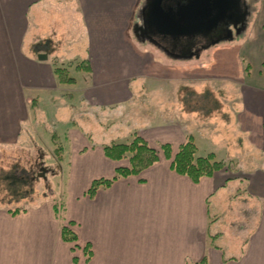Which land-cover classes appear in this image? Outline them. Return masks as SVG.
I'll use <instances>...</instances> for the list:
<instances>
[{
	"label": "crops",
	"instance_id": "0c3cea01",
	"mask_svg": "<svg viewBox=\"0 0 264 264\" xmlns=\"http://www.w3.org/2000/svg\"><path fill=\"white\" fill-rule=\"evenodd\" d=\"M144 6L139 0H0V145L23 143L24 128L25 133L33 131L36 112L43 113L37 100H50L53 106L61 87H70L58 83L55 69L66 70L75 83L65 66L73 39L82 46V66L88 64L78 89L83 112L113 122L128 117L121 137L129 136V141L113 144H127L137 135L153 148L170 145L173 157L192 137L198 156L234 161L225 146L211 141L215 126L209 115L187 110L183 97L185 92L191 97L203 94L205 89H194L189 79L194 75L208 78L206 82L233 76L239 87L237 125L250 134L264 158V77L255 80L243 66L245 62L250 68L244 46L256 28L264 40V23L256 21L257 15L264 16V0H238L240 13L249 10V25L244 16L232 46L223 45L215 62L200 66L196 59L195 73L194 45L171 53L133 37L145 27L140 19ZM53 14L56 19L77 14L82 30L76 25L70 38L68 19L58 31L44 29L41 18ZM40 37L49 42L45 50L33 48ZM40 54L47 56L45 61L38 60ZM72 122L65 135L67 161L63 149L59 161L52 158L49 166H58L52 178L60 173L58 168L67 172L61 215L76 233V243L62 240V224L54 211L58 202L51 196L15 216L0 207V264H196L204 258L206 264H264V161L249 171L238 164V176L225 168L193 183L172 171L171 159L161 152L158 162L140 175L116 180L90 198L86 192L92 181L113 177L128 160L108 159L105 145L92 143ZM231 185L243 189L228 192ZM222 205L230 211L227 224L219 212ZM214 222L221 228L215 234ZM225 230L233 231L234 241L224 243L230 240ZM85 247L91 250L89 260Z\"/></svg>",
	"mask_w": 264,
	"mask_h": 264
},
{
	"label": "rangeland",
	"instance_id": "374dc122",
	"mask_svg": "<svg viewBox=\"0 0 264 264\" xmlns=\"http://www.w3.org/2000/svg\"><path fill=\"white\" fill-rule=\"evenodd\" d=\"M241 1L242 0H240V3ZM149 2L150 0H139L140 5L145 4L144 14L140 16L141 22H144L145 27L143 26L139 29V32H136V34L134 33V36L132 33V36L135 39L140 38L142 41L147 39V41H145L146 44L164 50L158 41V37L149 29V26L151 27V22L148 14H145ZM257 4H259L260 7H263V3L261 4L257 1L256 5ZM69 7L71 6L69 5ZM240 9L230 8L227 10V14L224 18L216 23L210 32L191 34L188 36V39L192 41L194 45V73L196 72V69H198L196 59L200 60V66L201 64H207L209 61L215 62V58H219V55L221 56L223 45L232 46L233 42L230 43V41H232L235 32L242 27L241 22L243 21L244 16L245 19L248 20L244 23L249 25V10L246 11L247 14H243L240 13ZM54 14L52 18H49V16L46 17V15L41 18V21L45 24L44 29L58 31L62 25V20L68 19V21H66L67 24L65 29L70 31V35L68 33L70 38L72 36L71 32L73 33L76 25L79 26L80 31L82 30V20L80 16H77V14H69V16L63 15L65 17L60 19H56ZM256 18L257 23H264L263 15H257ZM70 42L71 43L67 45L68 55L66 57L67 64L65 66L69 65V68H67L69 69L70 76L75 79V83L68 84L70 87H61L63 89L60 91L62 94L60 95V93H58V98L54 97L55 104L53 103V106L48 105L50 104V100H37V103L43 105V113H39L38 111L36 112V114L38 113L37 122L33 127V131H26L25 133L24 128L22 138L25 141L23 143L15 146L0 145V174L17 168L31 173L33 177L30 188L32 195L27 199L20 200L19 202L12 199L8 191L4 189V185L0 183V207L4 209L15 210L27 208L42 199L51 196L59 203L56 204L60 209L59 214H62L61 198L65 199L67 195L68 175L66 171L64 172L63 169L58 168L57 170L60 173L52 178L51 173L58 166L54 165L51 167L49 165L53 163L52 158L59 161L63 153V149L65 151L67 161L70 147L68 143L66 144L67 140H65V135L68 134L69 136V129L74 125L73 122L71 123V120L75 122V127L80 133H88L92 139V143L94 144L110 145L118 141H122L121 143H124L130 139L129 136H125V138L121 137V134L126 131L124 130V120H127L128 118L126 115L119 122H113L109 118L104 119L102 116L97 117V115H93L92 113L83 112L84 107L82 105L81 95L78 93L79 84H81V81L84 80L83 76L86 73L84 68H78V66L82 65L84 62V59L78 58L81 56L80 53L82 46L80 43L73 42V39ZM48 43L47 37H45V40L40 37L39 41H36L33 48L39 46L41 49L45 50L47 49L46 47H48ZM217 50H220L221 52H218ZM213 52H215V57L211 59ZM244 54L250 65V68H248L244 62V70L248 74H252L251 77H254L255 80H262L264 77V40L263 34H260L258 28L254 30L251 41L244 46ZM197 56L198 58H196ZM57 65L60 66V64ZM232 78L234 77L232 76ZM232 78L214 79L206 82L208 78L197 74L189 79H191L190 81L194 85V89L199 91L205 89L202 91L203 93L209 91L214 100L218 102L219 108L210 113L208 116L211 123L215 126L211 135V141H213L216 145L225 146V152L230 157L235 159L231 162H223L222 160L214 157V160L221 162L227 169L235 173L234 176H238L239 174L236 170L238 164L243 171H249L258 167L257 163L262 165L264 158L254 149L256 145L252 137H250V134L242 133L237 125L238 116L236 114L237 110L235 107L238 99L239 87ZM194 89H190V91L195 92ZM66 90H70L71 95H68L67 92L65 93ZM187 93L188 92H185V94H183L184 98L187 97ZM81 106L82 109L79 108V112L77 107ZM118 113L121 114V110L118 111ZM122 122H124L123 125ZM136 124L141 125L142 123L136 122ZM153 149H155L160 155V146H156V148ZM51 178L53 181L50 182ZM241 189H243L242 186H236L233 189L231 185L228 192L233 190L234 192L239 193L241 192ZM213 210L215 209L213 208ZM219 212H222L221 215L226 217L224 222L227 224V221H230L227 218V216H230V211L227 209L225 210V206L222 205L221 208L219 207ZM220 229V223H215L211 228V232L215 234ZM225 231L227 233L229 230ZM228 233L230 240L227 239L224 243L231 240L234 241V237H232V234H234L233 231L232 234H230V231ZM226 251L227 253H230V248H226Z\"/></svg>",
	"mask_w": 264,
	"mask_h": 264
},
{
	"label": "trees",
	"instance_id": "16d2710c",
	"mask_svg": "<svg viewBox=\"0 0 264 264\" xmlns=\"http://www.w3.org/2000/svg\"><path fill=\"white\" fill-rule=\"evenodd\" d=\"M82 65L78 66V68L88 70L87 63L84 66ZM54 74L60 84L74 83L73 79L68 77L64 69H55ZM192 95L194 97L189 95L184 98V106L189 111H199L200 113L209 115L219 108L218 102L214 100L209 91H206L202 95H196L195 93ZM160 149L167 159H171V170L179 175L188 177L193 183H198L205 177H212L216 172L226 168L221 162L215 161L212 154L205 157L197 156L196 146L192 137H188L185 142L179 146L173 157L171 156L170 145L161 144ZM103 151L104 155L110 160L122 161L127 159L128 166L117 168L114 172V176L111 178H100L92 181L86 192L90 198L94 197L99 189L108 188L116 180L140 175L144 170L157 163L159 159L158 152L137 135L127 144L105 145ZM32 181L33 177L31 173L17 168L0 174V183L4 185V189L8 191L12 199L18 202L32 195L30 190ZM59 210L58 206L54 207L55 217L60 220L62 224V240L67 243L75 244L77 241L76 233L70 228V223L64 224V216L59 214ZM23 211L22 209H15L8 210V213L15 216ZM74 247H76V245ZM84 252L86 260H89L91 256L90 248L85 247ZM196 264H206L205 258Z\"/></svg>",
	"mask_w": 264,
	"mask_h": 264
},
{
	"label": "water",
	"instance_id": "95a60500",
	"mask_svg": "<svg viewBox=\"0 0 264 264\" xmlns=\"http://www.w3.org/2000/svg\"><path fill=\"white\" fill-rule=\"evenodd\" d=\"M216 4H218L217 0H190L187 4L177 10L172 8L168 11H164L160 8V10H156V16L160 18V20L165 21L168 29L174 34L188 35L200 31L203 28L210 27L211 30L216 23L224 18V10L220 9L215 14H212L213 8ZM237 7L238 0H231L227 6L228 9H237ZM152 17L154 23H156L154 15ZM210 30L207 32H210ZM46 58L47 56L45 54L38 55L39 61H45Z\"/></svg>",
	"mask_w": 264,
	"mask_h": 264
},
{
	"label": "flooded vegetation",
	"instance_id": "af4514ba",
	"mask_svg": "<svg viewBox=\"0 0 264 264\" xmlns=\"http://www.w3.org/2000/svg\"><path fill=\"white\" fill-rule=\"evenodd\" d=\"M189 1L190 0H150L148 4V8L146 9L145 14L146 13L148 14L150 22H151V27L149 26L150 31L153 32L158 37V41L160 42L161 46L165 50L171 53H175L179 50H184V48L187 46L188 47L193 46V42L188 39V36L191 34H188V35L174 34L172 31L168 29L166 22L160 20V18L156 16V13H157L156 10H160V8L164 11H168L169 9H172V8L177 10V9H180V7H183ZM217 2L218 4L214 6L212 14H215L217 11L221 9L225 11V13L223 11V15L225 16L227 14V10H229L227 6L230 0H217ZM153 15H154V19L156 23H154V20L152 17ZM208 30H210V27L203 28L202 30L194 32L192 34H198L199 32L208 33L207 32Z\"/></svg>",
	"mask_w": 264,
	"mask_h": 264
}]
</instances>
